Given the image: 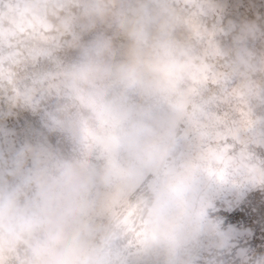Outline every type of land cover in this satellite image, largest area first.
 Wrapping results in <instances>:
<instances>
[{
	"label": "clouds",
	"instance_id": "9594fccd",
	"mask_svg": "<svg viewBox=\"0 0 264 264\" xmlns=\"http://www.w3.org/2000/svg\"><path fill=\"white\" fill-rule=\"evenodd\" d=\"M0 264H264V0H0Z\"/></svg>",
	"mask_w": 264,
	"mask_h": 264
}]
</instances>
